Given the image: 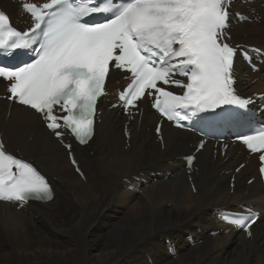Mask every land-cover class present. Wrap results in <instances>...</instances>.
<instances>
[{
	"label": "bare ground",
	"instance_id": "6f19581e",
	"mask_svg": "<svg viewBox=\"0 0 264 264\" xmlns=\"http://www.w3.org/2000/svg\"><path fill=\"white\" fill-rule=\"evenodd\" d=\"M236 4L251 19L231 25L233 42L264 45V0ZM0 7L19 17L12 0H0ZM258 75L241 72L244 93L264 89V79L249 84ZM117 79L119 74L112 71L108 86ZM106 104L102 99L93 138L85 146H72L84 172L82 179L35 113L0 100V129L7 146L36 162L54 190L47 203L32 202L17 209L0 202V263L264 264V220L251 225L250 238L232 230L208 234L223 227L214 219L215 209L264 201L255 158L241 157L236 147L227 151L225 159L218 154L213 158L205 146L197 155V171L191 173L194 193L178 159L190 151L191 134L164 123L161 147L152 131L156 115L144 107L140 121L130 122L132 136L125 147V117ZM239 161L248 164L235 175L231 192L228 171ZM249 176L256 179L246 184ZM189 234L198 240L196 244H189ZM167 242L177 250L175 256L168 252Z\"/></svg>",
	"mask_w": 264,
	"mask_h": 264
},
{
	"label": "snow or ice",
	"instance_id": "6c2138e0",
	"mask_svg": "<svg viewBox=\"0 0 264 264\" xmlns=\"http://www.w3.org/2000/svg\"><path fill=\"white\" fill-rule=\"evenodd\" d=\"M229 6L230 0H46L42 5L22 0L33 26L21 33L0 12V57L30 52L34 58L15 66L0 62L7 99L40 114L58 138L57 130L64 128L81 144L93 134L96 102L112 69L130 73L131 83L119 95L126 111L146 92L155 95L152 106L161 116L177 126L189 113L244 108L248 101L234 89L237 49L224 40ZM169 85L182 94L164 87ZM57 107L60 116L54 114ZM238 139L260 153L264 174V127ZM187 160L191 164L193 157ZM52 198L47 179L0 141V201L23 205ZM254 216L230 222L248 231Z\"/></svg>",
	"mask_w": 264,
	"mask_h": 264
},
{
	"label": "rangeland",
	"instance_id": "374dc122",
	"mask_svg": "<svg viewBox=\"0 0 264 264\" xmlns=\"http://www.w3.org/2000/svg\"><path fill=\"white\" fill-rule=\"evenodd\" d=\"M17 10V6L16 7H14L13 8V11L15 12ZM148 130V129H147ZM151 167V166H150ZM141 193V191L140 192H137V194H140ZM186 222H188V221H186ZM0 264H15V263H11V262H6V263H0Z\"/></svg>",
	"mask_w": 264,
	"mask_h": 264
}]
</instances>
